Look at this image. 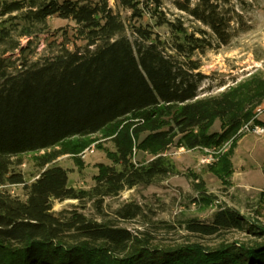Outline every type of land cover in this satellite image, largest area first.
Returning <instances> with one entry per match:
<instances>
[{
  "label": "trees",
  "instance_id": "1",
  "mask_svg": "<svg viewBox=\"0 0 264 264\" xmlns=\"http://www.w3.org/2000/svg\"><path fill=\"white\" fill-rule=\"evenodd\" d=\"M173 6L207 26L217 40L233 38V17L227 0H169ZM165 0H0V264H264V219L221 206L212 222L191 218L177 223L145 222L135 230L117 219H96L75 210L68 218L53 212L56 200H94L124 189L150 185L169 176L167 151L231 147L207 165L218 176L233 173L232 156L248 122L264 126L254 113L264 103V77L218 93L201 96L205 78L192 57L211 44L206 31L197 36L181 16L168 17ZM57 16L72 20L76 37L85 42L38 61L6 56L21 48L14 36H32ZM149 16L153 23L145 22ZM9 23V24H8ZM166 27L169 38L155 30ZM221 131H212L216 120ZM106 133L115 149L112 163H99L95 185L77 189L69 170L56 160L81 153L86 138ZM74 138L75 149H55ZM85 147L81 150V148ZM100 148V147H99ZM51 150L40 158L41 171L31 182L17 170L20 155ZM138 152L143 154L136 160ZM22 185L25 199L5 185ZM257 214L262 213L264 190ZM134 219L139 205L118 211ZM264 216V215H263ZM182 238L159 237L160 230ZM231 231L241 239L206 238ZM160 232V233H159Z\"/></svg>",
  "mask_w": 264,
  "mask_h": 264
},
{
  "label": "rangeland",
  "instance_id": "2",
  "mask_svg": "<svg viewBox=\"0 0 264 264\" xmlns=\"http://www.w3.org/2000/svg\"><path fill=\"white\" fill-rule=\"evenodd\" d=\"M115 8L116 0H109ZM224 11L233 17V38L228 44L217 40L211 30L201 22L194 20L184 12L176 9L171 1L165 0L164 10L169 18L181 16L189 31L197 33L200 29L206 31L205 37L209 41L204 50H198L192 57L200 62V68L205 78L200 84V95L218 94L231 86L249 80L258 74L264 77V0H227ZM8 17H0V27ZM145 22L153 23L149 16ZM9 24V23H8ZM76 24L70 19L52 16L48 19L45 28L37 30L32 36H14L20 41L21 48L9 52L6 56H14L20 61H38L56 54L62 45L70 49L75 44L84 46L85 42L76 37ZM164 38L170 33L166 27H155ZM0 47V49H2ZM264 106V103L255 108ZM259 119H264V111ZM212 131H221V122L216 120ZM240 136L235 147L232 161L233 173L229 176H218L209 171L207 165L216 160V156L231 147L232 141L227 142L219 149H187L183 146H171L167 151L173 172L150 185H137L124 189L119 195L107 197L103 206L99 207L94 200L66 199L54 202L53 212L60 218H68L77 210L96 219H117V221L132 230L142 227L145 222L177 223L191 218L205 222H212L214 214L221 206L234 207L244 215L261 217L264 219V206L262 214L258 215L261 191L264 190V134L258 135L248 131H239ZM86 140L94 146L95 152L86 157L82 153H65L56 162L69 170L70 183L77 189H91L95 185V175L98 173L99 163H112L108 152L115 149L110 136L101 132L92 135ZM83 140L74 138L67 141L64 146L55 149L73 150L76 144ZM100 147V148H99ZM51 150H41L20 155L23 161L20 170L28 182L33 181L41 171L40 158ZM218 153V154H216ZM211 157L207 162L205 159ZM136 160H141L143 154L138 152ZM205 160V161H204ZM10 192L25 199L26 195L22 185H5ZM131 206L139 205L141 213L134 219H122L118 211ZM160 230L159 237L182 238L188 233L180 228L177 233ZM244 233L231 231L223 237H209L206 242L214 244L222 238L241 239Z\"/></svg>",
  "mask_w": 264,
  "mask_h": 264
},
{
  "label": "built area",
  "instance_id": "3",
  "mask_svg": "<svg viewBox=\"0 0 264 264\" xmlns=\"http://www.w3.org/2000/svg\"><path fill=\"white\" fill-rule=\"evenodd\" d=\"M264 111V106H259L257 108V114H256V117H259L260 114H262ZM248 131V132H252V133H255V134H258V135H262L264 134V126L259 124V123H255L253 120L246 123L240 131ZM95 152V147L94 146H91V147H88L83 153H82V156L83 157H86L89 153H94ZM207 162H210L212 160L211 157H207L205 159ZM204 160V161H205Z\"/></svg>",
  "mask_w": 264,
  "mask_h": 264
}]
</instances>
